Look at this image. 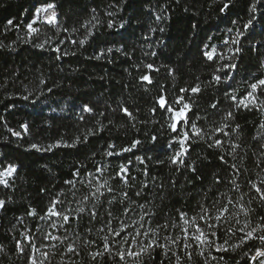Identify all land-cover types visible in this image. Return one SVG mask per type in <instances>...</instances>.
I'll return each instance as SVG.
<instances>
[{"label": "trees", "instance_id": "16d2710c", "mask_svg": "<svg viewBox=\"0 0 264 264\" xmlns=\"http://www.w3.org/2000/svg\"><path fill=\"white\" fill-rule=\"evenodd\" d=\"M226 2L230 7L221 12ZM50 3L54 9L37 13ZM53 11L56 22L49 23ZM249 19L253 22L245 29ZM30 23L36 32L30 33ZM205 52H213V59ZM145 75L148 81L141 79ZM214 75L221 76L219 83ZM260 79L264 0H0V172L16 167L2 177L7 183H0V264H259L251 257L264 250L259 239L264 230L245 237L264 224V204L249 183L264 181V88H257L254 99L247 96ZM197 86L200 91L192 93ZM161 97L174 111L188 104V123L171 119L173 113L160 107ZM178 97H183L180 104ZM84 105L93 111L83 112ZM229 112L232 118L225 120ZM174 122L178 133L169 127ZM192 122L203 138L193 134ZM223 125V132L215 131ZM89 129L94 134L84 141ZM184 131L190 137L184 164H173L170 158L180 150ZM77 136L81 142L73 147L30 148L72 144ZM217 139L221 146L209 147ZM134 141L140 143L131 147ZM121 165L127 167V185L118 176ZM105 181L103 195L92 199ZM53 200L62 201L55 210L69 222L48 213ZM130 204L134 211L124 215ZM201 204L212 209V219H199ZM226 204L217 221V210ZM143 213L149 215L137 236L139 224L133 221ZM121 222L129 227L116 237L109 229ZM197 226L210 243L197 246L192 239L199 235ZM149 228L155 235L143 234ZM105 237L110 251L104 249ZM153 240L139 257L128 255ZM217 245L226 250L218 251ZM121 247L123 261L116 255ZM94 253L102 254L93 258Z\"/></svg>", "mask_w": 264, "mask_h": 264}, {"label": "snow or ice", "instance_id": "6c2138e0", "mask_svg": "<svg viewBox=\"0 0 264 264\" xmlns=\"http://www.w3.org/2000/svg\"><path fill=\"white\" fill-rule=\"evenodd\" d=\"M229 7H230L229 3L226 2V3H224V5H223V7L220 9V11H221V12H224V11L227 10ZM54 8H55V5L50 3V4H47V5L44 6V7L37 8L36 11H37V13H40V12L47 11L48 9H54ZM108 15H112V13H108ZM47 19H48V22H49V23H55V22H56V13L53 11V12H52V15L49 16ZM252 22H253V21H252L251 19H249V21H248L247 23H245V24L243 25V27H244L245 29H247V28L252 24ZM8 23L11 24L12 21H9ZM232 23L235 24L236 21L234 20V21H232ZM108 27H109V28L114 27V25H113V23H112L111 21L108 23ZM194 27H195V25H194ZM27 28L29 29L30 33H31V32H36V31H37V29H35V28L32 27V24H31V23L27 25ZM229 31H231V29H229ZM243 34H244L243 32H238V33H237V36H242ZM89 35H91V33H89ZM236 42H237V41H233V43H236ZM79 43H80L81 45H83V44L85 43V41H84V40H81ZM38 47H43V45H38ZM56 50L59 51L58 48H57ZM109 51H111V49H109ZM236 51L239 52L240 49H236ZM204 55L208 58V60H212V59H213V52H205ZM57 58H59V57H57ZM220 58L223 59V57H220ZM146 67L149 68V69H151L153 66H152L151 64H149V65H147ZM225 67H228V68H236L237 65H235V64H228V65H225ZM141 79H143V80H145V81H148V80H149V76L145 75V76L141 77ZM225 79H227V74H225ZM213 80H214L216 83H219V82L221 81V76H219V75H214ZM41 83H44V81H41ZM250 87H251L252 91L248 92V93H247V96H248L249 98H253V99H254V93H255V91L257 90V88H258V87H260V88H264V79H260V80L257 81L256 83H252V84L250 85ZM48 91L51 92L52 89H48ZM184 91H185V89H181V92H184ZM199 91H200L199 86L191 88V92H192V93H198ZM226 95H228V94L226 93ZM28 98H29V97H24V99H26V100H27ZM232 98L235 99L234 96H233ZM182 102H183V97H178L176 103H177V104H180V103H182ZM159 103H160V107H161L162 109H166L167 112H169V113H173L171 119H173L174 121H180V120H183L184 123H188V120H187V117H186V110L189 109V105H188V104H184V106H183L182 108H180L178 111H174V109L172 108L171 105L166 104V101L164 100L163 97L160 98ZM240 104H244V101L241 100V101H240ZM244 106L247 107L248 105H247V104H244ZM211 107H212V108H215L216 105L213 104ZM153 110H155V109H153ZM82 111H83V112H87V113H91L93 110H92V108H90L88 105H84L83 108H82ZM123 111H124L125 113H127L129 116H131V113L128 112V109H127V108H124ZM101 115H103V113H101ZM232 115H233L232 112H229V113H227V115L224 117V119H225V120L231 119V118H232ZM81 119H83V116H81ZM22 127H24V128L26 129L27 126L24 125V126H22ZM103 127H104L103 125H100V129H99V130H102ZM169 127L171 128V130H172L174 133H178V132H180V129L178 128V124L175 123V122L172 123V124H170ZM223 127H227V125H223L222 127L216 128L215 131H216V132H223ZM236 128L238 129V128H239V125H237ZM192 129H193V134H194V135H200L201 138H203V137H202V134H201V130H200L199 128L196 127L195 122H192ZM235 130H236V129H233V131H235ZM9 131H11V130L9 129ZM93 134H94L93 131H92L91 129H89L88 132H87V134L84 135L83 140H84V141H87L88 136L93 135ZM13 135H19V133L14 132ZM189 138H190V137H189V133H188L187 131H184V132L182 133V138H181V140H180V144H181V148H180V150L177 151V152L175 153V155L172 156V157L170 158V160H171V162H172L173 164H177V163H179V164H184L183 156H184V153L187 151V149L184 147V143H185V141L188 140ZM155 139H156V138L153 137V140H155ZM80 142H81V138H80L79 136H77V137L73 140L72 144H66V143H63L62 141H57V142L54 143V144H50V145H48L46 149H42L40 146H38V145H36V144H32V145H30V148H31V149H36V150H38V151H39V150H48V151H51L53 148H55V147H59V146H61L62 144H63V146H66V147H73V146H75L76 144H78V143H80ZM139 143H140V141H134L131 147H136ZM213 146H215V147H220V146H221V141L217 139V140L214 141V145H213V144H210V145H209V147H213ZM235 147H238V145H234V146H233V148H235ZM123 151H131V148L123 149ZM106 154L109 155V156H111V155H113L114 153H113V152H108V153H106ZM137 159H138V160H141L140 157H137ZM220 159H221L222 161H224V157H223V156H221ZM141 162H142V161H141ZM225 162H226V161H225ZM194 163H195V162H193V166H190L191 169H192V171H195ZM232 167L234 168L235 165H233ZM15 170H16V167H15L14 165H9V166L4 170V172H0V183H5V184H6L7 182L4 181V180L2 179V177L5 176V175H7V176H11L12 173H13ZM97 171H98V172H102V169H97ZM122 174H123V175H122ZM73 175H74V176H78V175H79V169H77V171H76L75 173H73ZM126 175H127V167H126L125 165H121L120 173H118V176H122V179H123V182H124L125 185H127V183H128L127 179L125 178ZM216 182L219 183V182H220L219 179H217ZM65 183L73 184L72 181H65ZM232 183H235V181H232ZM249 183L251 184V188L254 189V190L256 191V193L258 194V196H259V201H260L262 204H264V187H261V186H260V185H264V181H261L259 185H258L255 181H249ZM106 185H107V181H105L104 184H102V185H98V186L96 187L95 192H93V193L91 194V195H92V199H94V200H99V197H100L101 195H103V193L100 191V189H101L102 187H105ZM73 186H74V185H73ZM144 187L146 188L147 185L145 184ZM236 188L238 189V188H239V185H236ZM42 191H44V190L42 189ZM108 191L111 192L112 189L109 188ZM98 194H99V195H98ZM73 195H75V193H73ZM141 195H142V191H138V192L136 193V196H137V197H140ZM221 195H223V194H221ZM122 197H123V200H125V201H127V200L129 199V197H128V193H127V192L122 193ZM84 199H85V200H88L89 197H88V196H85ZM113 199H115V198H113ZM112 202H113L112 200H109V201H108L109 204H111ZM59 203H62V201H59V200H53V201H52V206H50L49 209H48V213H49V214H52V215H56V216L63 215L62 213H59V212H57V211L55 210V205H57V204H59ZM217 203H218V201H217ZM228 203L231 204L232 201L229 200ZM132 204H135V201H132ZM3 205H4V202H3V201H0V207H2ZM136 206L139 207V208H141V209L144 208V205H143V204L136 205ZM200 207H201V213H202V215H200L199 219H200V220H204V221H207V220H209V219H212V209H210L209 207H207L205 204H201ZM213 207H215V205H214ZM227 210H228V205H227V204L224 205L223 208L218 209V210H217V214H216V216H215V219H216L217 221H219V220L221 219V217L224 215V213H225ZM242 210L245 211V212H247L246 209H243V208H242ZM78 211L81 212V213H83V212L85 211V208H84V207H79V208H78ZM133 211H134V208H133V207L131 206V204H130L129 207L124 208V210H123V214H124V215H127V214H129V213H131V212H133ZM28 214H29V215H34V214H35V210L30 211ZM107 214H108V216H109L108 224L111 225V223H112V212H111L110 210H108ZM91 215H92V219H95L96 216H97V212H96V210H95V205H93V211H92V214H91ZM148 215H149V213H143V214L140 216L139 221H133L134 224H137V223L139 224V227L136 229V235H137V236H139V235L141 234V229H143V227H144L142 222H143V220L145 219V217L148 216ZM45 218H46V217H41V219H45ZM180 219L183 220L184 223H185L186 225L189 223V221H188V219H187V214L184 213V212H181V213H180ZM262 219H264V218H262ZM63 220L65 221V223L69 222V216H68V215H63ZM192 222H193V223L195 222V218H193V221H192ZM52 226L55 227V224H53ZM167 226H168L167 223H165V224L163 225V227H165V228H167ZM173 226L175 227V225H173ZM128 227H129V225H127V224L121 222V225H120V227H119L118 229H116V230L113 231V230L110 228L109 230L113 232V235H114V236H116V237H120V236L122 235V233L124 232V230H125L126 228H128ZM158 227H159V226H158ZM211 227H214V226L210 224V225H209V228H211ZM101 230H102V229H101ZM231 230H232V229H228V231H231ZM259 230H264V224H259V225L257 226V228H254V229H252V231L247 232V235H246V237H245V240H246L247 238H251V237H253V233L256 232V231H259ZM195 231L198 232L199 235H193V236H192V239H193L194 241L197 242V246H199V244L210 243V241L207 240V236H206V234H205V233L199 228V226H197V228L195 229ZM241 231H243V229H241ZM149 232H151L153 235H155V230H153V229H151V228L145 230V231L143 232V234H144L145 236H147V235L149 234ZM212 235L215 236L216 233H215V232H212ZM45 238L47 239L48 237H45ZM187 238H188V236H187V229H185V240H187ZM52 239H57V237H52ZM65 239H66V238H65ZM124 239L127 240L128 237H124ZM132 239H133V243H135V242H136V238H135V237H132ZM259 239H260L262 242H264V235H261V236L259 237ZM104 240H105V244H104V249H105V251H110V250H111V247H110V244H109V242H108V238L105 237ZM155 243H156V242H155L154 240H153V241H150V242H149V245H148L146 248H142V249H141V252H139V253H132L131 251H128V255L139 257V256L141 255V253H143V252H147L148 249L151 248L152 244H155ZM241 243H244V240H242ZM17 247H18V250H19V251H21V252L23 251V249L20 248V243H19V242H17ZM33 247L35 248L34 245H33ZM190 247H191L190 244L185 243V248H186V249H187V248H190ZM67 250H68L69 252L73 251V250H74V249H73V246H72V245H69V247H68ZM217 250L219 251V250H226V249H223V245H217ZM101 254H102V253H94V254H93V258H95L96 255H101ZM200 254L203 255V252H201ZM45 255H46V254H45ZM116 255H119V256H120V259H121L122 261L125 259V250L123 249V247H121V251H120L119 253H116ZM190 255H191V254L189 253V257H190ZM262 257H264V250L257 249L255 255L252 256L251 259H252V260H258V261H259V264H264V259H261ZM177 260L179 261V257H177ZM33 264H35V261H33Z\"/></svg>", "mask_w": 264, "mask_h": 264}, {"label": "water", "instance_id": "95a60500", "mask_svg": "<svg viewBox=\"0 0 264 264\" xmlns=\"http://www.w3.org/2000/svg\"><path fill=\"white\" fill-rule=\"evenodd\" d=\"M253 261V260H252Z\"/></svg>", "mask_w": 264, "mask_h": 264}]
</instances>
